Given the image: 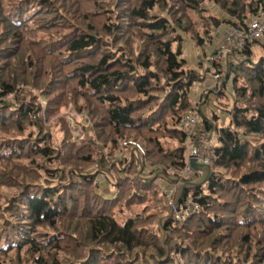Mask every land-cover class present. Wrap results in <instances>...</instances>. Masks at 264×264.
Returning <instances> with one entry per match:
<instances>
[{
    "label": "trees",
    "instance_id": "obj_1",
    "mask_svg": "<svg viewBox=\"0 0 264 264\" xmlns=\"http://www.w3.org/2000/svg\"><path fill=\"white\" fill-rule=\"evenodd\" d=\"M260 11L264 0H0V264H264V51L210 62L224 124L192 101L206 76L183 57L184 37L202 48ZM62 108L90 117L79 147L66 120L57 137L46 127ZM192 111L203 126L190 137ZM188 141L211 174L184 190L200 210L171 217L163 244L156 183L200 177L181 175Z\"/></svg>",
    "mask_w": 264,
    "mask_h": 264
},
{
    "label": "rangeland",
    "instance_id": "obj_2",
    "mask_svg": "<svg viewBox=\"0 0 264 264\" xmlns=\"http://www.w3.org/2000/svg\"><path fill=\"white\" fill-rule=\"evenodd\" d=\"M204 11H206V13H209V14H212V15H216V16H221V13H220V11H219V7H217V6H215L214 4H206L205 6H204ZM195 17L196 16H194V18L193 19H195ZM197 23H201V21H199V20H197ZM184 39H185V42H184V44H183V57H184V59L188 62V63H190V68L192 69V70H194V71H196V72H200V73H203V74H206L207 72H208V70H210V72L212 73L213 72V66H211L210 65V68H207L205 71L206 72H202V70H203V67H204V63H202V62H200V61H191V60H189L190 59V55H191V51L194 53L195 51H196V54L198 55V56H201L202 58H207L208 56H210V55H208L207 57H206V55H207V53L209 52L208 50H207V47H208V43L206 42V39H204L203 40V47L202 48H199L198 50H196V48L197 47H195V43L194 42H192V41H189L187 38H185L184 37ZM252 50H255V49H258V47L256 46V45H253L252 46V48H251ZM263 49V48H262ZM262 51H264V49L262 50ZM193 55V56H192ZM191 55V57H192V59H194L193 57H194V54H192ZM211 57H212V55H211ZM253 59H255L254 57H253ZM192 62H194V64H192ZM191 66H193V67H191ZM209 73V72H208ZM206 76V75H205ZM207 77H205V79L202 81L205 85H208V80L206 79ZM211 78V77H210ZM212 82H214L213 80H212V78H211V84L209 85V87H208V89H206V90H204V92L203 93H205V92H207V94H202V99H203V101H204V99L206 98V99H208V96H209V93H208V91H210V90H213L214 89V86H215V83H212ZM230 84H228V86H229ZM229 88H231V86L229 87ZM227 92H229V91H227ZM36 93V95H39V93L38 92H35ZM192 98V97H191ZM202 99L201 100H196V99H192V101L193 102H195V103H199V101H202ZM40 100H42V107L43 108H45V103H44V101H43V98H40ZM202 103V102H201ZM200 103V105H199V110L200 111H202V107H204V104H205V102L204 103H202L201 104ZM73 110H74V108H62L61 110H60V112H59V114H58V116H56L55 118H52V120H51V122H47L46 123V127H49L50 126V123H53V125L51 126V128H50V133L52 134V136L54 137V135L57 137L58 136V134L56 133V131H58L59 130V127H60V125H59V123H57V122H55L56 120H59V119H64V120H66V122H67V124H68V127H69V129H70V133H71V139H70V143L72 144V145H74L75 147H79L80 146V141H81V138H82V136L84 137V138H86V136L88 135L87 134V132L86 131H84L83 130V125H86L85 127H88L89 126V120L88 121H84L82 118H81V116H80V114H78V113H76L75 112V114L73 115ZM213 110H214V112H216L217 110L214 108V106H213V102L211 103V108L209 109V110H207V114L208 115H210V112H213ZM203 112V111H202ZM190 113H192V112H190ZM217 114H219L220 116H223L224 114L223 113H220L219 111H217L216 112ZM202 124L200 123V119H199V124L195 127V129H194V131H193V133L190 135V137H193V135L195 136V134L194 133H200V131H201V128H202ZM61 128V127H60ZM58 139V138H57ZM57 139L55 140V142H56V144H59V143H57ZM62 138H60L59 139V142H60V140H61ZM190 139H192V138H190ZM192 141H188V151L190 152V154H195V156H197L196 155V148L195 147H193L192 148ZM207 147V146H206ZM191 156V155H190ZM190 156L188 157V159L190 158ZM52 165H56V164H52ZM29 169H31V168H29ZM22 173L23 174H25V171H22ZM34 173H32L31 174V176L33 175ZM30 176V175H29ZM21 177H19V179H20ZM97 181H98V183H99V189H98V193H102V194H104L105 196H108V197H112L113 195H114V192L113 191H111V189L109 188V184H107V182L103 179V178H101V177H98L97 178ZM164 183V184H163ZM157 185H162V187H163V189L161 188V191H163L164 193H165V201L167 202L168 200H167V194H169L168 192L171 190H173V188L171 187V186H169V184H167L166 182H160L159 180L157 181V183H156ZM6 192V189H4V188H0V196H2L4 193ZM175 195V194H174ZM161 197H164V195L162 194V196ZM3 203V200L2 199H0V204H2Z\"/></svg>",
    "mask_w": 264,
    "mask_h": 264
},
{
    "label": "built area",
    "instance_id": "obj_3",
    "mask_svg": "<svg viewBox=\"0 0 264 264\" xmlns=\"http://www.w3.org/2000/svg\"><path fill=\"white\" fill-rule=\"evenodd\" d=\"M264 11L250 15L249 19L240 28H230L229 35L224 39L219 49L212 55L210 62L214 65H218L225 54L233 53L236 51L244 50L246 46L255 43L264 49V42H262L261 37H264V21L257 22L254 26L250 23L252 18H258ZM259 33V35H256ZM211 78L214 83L217 82L219 76L217 74H211ZM197 124V117L195 112L192 111L189 115L184 116L181 121V125L184 126L190 136ZM195 155V154H194ZM199 163L208 165L209 161L207 159L197 158ZM189 162V161H187ZM192 170L189 164L186 165L185 169L181 171V175L185 177H190L192 175ZM167 194V204L173 206V197L175 194V188L168 192ZM200 210V206L193 200L191 195L185 197L182 203L179 205L177 210L173 211L172 218L174 224H182L186 219L196 214Z\"/></svg>",
    "mask_w": 264,
    "mask_h": 264
},
{
    "label": "crops",
    "instance_id": "obj_4",
    "mask_svg": "<svg viewBox=\"0 0 264 264\" xmlns=\"http://www.w3.org/2000/svg\"><path fill=\"white\" fill-rule=\"evenodd\" d=\"M229 33H230V27H228V26H222L219 29L215 30L213 41L207 47V50L209 52L207 53L206 57L208 55H210V56H208L207 58H202L201 56H198L196 54V51L194 53L191 51V55L194 54V57H193L194 59H192V57L190 55L189 60H191V61L196 60L197 62L200 61V62L204 63L205 65L203 67L202 72H206L205 70L207 68H210V65H211V63H210L211 55H213L219 49V47L224 42V39L229 35ZM196 50H198V48H196ZM192 64H194V62H192ZM188 65H190V63H188ZM191 67H193V66H191ZM208 72L205 74L207 77L206 79L208 80V85H205L203 82L194 84L190 90V97H192L191 99H196L198 101V100L202 99V97H201L202 94H207V92H205V93H203V92H204V90L208 89L209 85L211 84L210 83L211 82L210 77H211L212 73L210 72V70H208ZM206 100H207V102L204 104V107H202V111L205 115H208L207 110H209L211 108V103L215 101V97L213 94H209L208 99H206ZM202 103H203V99H202ZM213 112H214V110H213ZM224 122H226V115L220 116V123L224 124ZM201 130H202V128H201ZM159 181L162 182L161 180H159ZM160 187L163 189L162 185H160Z\"/></svg>",
    "mask_w": 264,
    "mask_h": 264
},
{
    "label": "water",
    "instance_id": "obj_5",
    "mask_svg": "<svg viewBox=\"0 0 264 264\" xmlns=\"http://www.w3.org/2000/svg\"><path fill=\"white\" fill-rule=\"evenodd\" d=\"M188 161H189L190 168L193 171H195L196 173L200 174V177L197 180H195L193 182H184L178 178H164V180L166 182L176 183L178 191H177L176 196L174 198L173 206L169 207L167 217L163 218L160 222V229L162 230V235H163V242H162L163 244H164L165 239H166V234L163 231L164 224L168 220L171 219L173 211L177 210L179 208L184 190L200 187L209 178V176L211 174V170L206 165L199 163L197 157L194 154H192L190 156ZM130 163H131V161H130ZM140 171H142V166L140 168ZM157 175H162V172L155 173V175H154V177H152V179H155L157 177Z\"/></svg>",
    "mask_w": 264,
    "mask_h": 264
},
{
    "label": "clouds",
    "instance_id": "obj_6",
    "mask_svg": "<svg viewBox=\"0 0 264 264\" xmlns=\"http://www.w3.org/2000/svg\"><path fill=\"white\" fill-rule=\"evenodd\" d=\"M261 21H264V13H262L261 14V16L260 17H258V18H252L251 20H250V23H252L253 24V26L257 23V22H261ZM256 35H259V33H256ZM261 40H262V42H264V37H261ZM47 101H44V103H46ZM75 114V110H73V115ZM80 116H81V118L84 120V121H88L89 119H90V117H89V115H88V113L87 112H82L81 114H80ZM86 126V125H85ZM62 135V134H61ZM57 143H59V139H57ZM120 155V153L118 152L117 153V156H119ZM111 159H115V157H113V158H111Z\"/></svg>",
    "mask_w": 264,
    "mask_h": 264
}]
</instances>
